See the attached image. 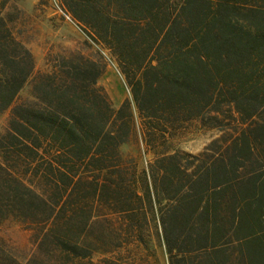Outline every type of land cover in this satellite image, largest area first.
<instances>
[{
    "label": "trees",
    "instance_id": "obj_1",
    "mask_svg": "<svg viewBox=\"0 0 264 264\" xmlns=\"http://www.w3.org/2000/svg\"><path fill=\"white\" fill-rule=\"evenodd\" d=\"M0 0V111L34 75ZM109 49L131 99L116 107L102 69L70 61L33 79L0 135V226L23 222L37 250L0 264H129L155 239L167 264H264V0H62ZM140 120L154 159L122 151ZM220 129L199 153L173 141Z\"/></svg>",
    "mask_w": 264,
    "mask_h": 264
},
{
    "label": "rangeland",
    "instance_id": "obj_2",
    "mask_svg": "<svg viewBox=\"0 0 264 264\" xmlns=\"http://www.w3.org/2000/svg\"><path fill=\"white\" fill-rule=\"evenodd\" d=\"M61 1L10 0L5 10L9 12L14 32L31 49L36 63L34 75L19 93L15 104L34 100L32 84L36 75L53 72L63 63L78 60L94 62L102 69L98 86L116 107L120 106L125 99H131V95L116 58L86 28L64 15ZM13 106L0 111V135L8 129ZM135 115L138 123L134 133L121 148L143 169L154 155L146 148L140 120L137 113ZM221 133L220 129L203 128L194 123L173 143L186 152L199 153ZM36 234L23 222L13 219L0 226V237L20 260L29 258L37 250ZM150 245L151 250L129 246L118 251L117 256L129 264H167L163 247L155 239Z\"/></svg>",
    "mask_w": 264,
    "mask_h": 264
},
{
    "label": "built area",
    "instance_id": "obj_3",
    "mask_svg": "<svg viewBox=\"0 0 264 264\" xmlns=\"http://www.w3.org/2000/svg\"><path fill=\"white\" fill-rule=\"evenodd\" d=\"M61 9V8H60ZM62 10V9H61ZM62 12L64 13V15H66L69 19H72L71 18V16L68 14V13H66L64 10H62Z\"/></svg>",
    "mask_w": 264,
    "mask_h": 264
}]
</instances>
